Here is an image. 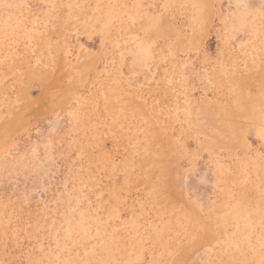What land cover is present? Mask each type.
<instances>
[{
  "label": "rangeland",
  "instance_id": "rangeland-1",
  "mask_svg": "<svg viewBox=\"0 0 264 264\" xmlns=\"http://www.w3.org/2000/svg\"><path fill=\"white\" fill-rule=\"evenodd\" d=\"M0 264H264V0H0Z\"/></svg>",
  "mask_w": 264,
  "mask_h": 264
}]
</instances>
